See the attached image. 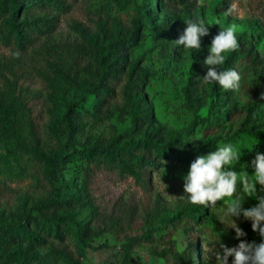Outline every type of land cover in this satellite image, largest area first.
<instances>
[{"label":"rangeland","instance_id":"obj_1","mask_svg":"<svg viewBox=\"0 0 264 264\" xmlns=\"http://www.w3.org/2000/svg\"><path fill=\"white\" fill-rule=\"evenodd\" d=\"M146 3L147 0L30 1L23 6L18 19L19 22L26 19L34 22L24 27L22 46L7 36L4 20L8 14L0 11V91L11 99L15 98L19 105L21 133L29 149H6L0 136V222L20 220L24 212L52 194L45 167L32 152L60 150L67 145L68 133L61 118L63 102L56 98L58 85L67 84V93L73 96L74 79L94 80L98 70L94 39L103 40L117 29L132 28L144 12ZM150 5L155 6L154 0H150ZM165 10L162 14L167 16L169 23H176L174 41L186 27L185 20L203 21L208 26L209 34L201 37V49L193 53L186 51L174 42L155 36L157 32L147 24L138 45L129 55V62L139 61V69L130 77L120 68L110 80L112 95L90 96L87 103L80 106L74 115L78 130L73 140L79 148L112 149L123 144L126 138L138 136V127L120 109L137 100L140 83L160 124L186 135L193 122L198 120V126L189 136L196 139L193 140L196 142L193 150L207 155L218 145L231 143L243 153L233 170L239 172L241 165H246L244 170L251 175L254 171L251 161L258 152L264 154V140L238 132L246 118V105L254 101V80L264 68V0H181L171 2L168 11ZM158 22L161 24V20ZM231 24L237 26V34L242 36L241 49L253 43L261 63L255 66L242 55L232 57L231 63L242 77L240 88L235 91L239 113L229 117L221 97L215 106L216 114L211 116L212 126L208 128L207 118L213 99L209 95L210 84H205L202 77L207 72L204 60L210 46L206 51H202V47L208 37H214L220 28ZM140 70L148 72L144 86H141ZM261 95L264 96V81ZM213 136L217 142L204 150ZM256 144L253 151L247 150ZM74 169L65 171V176L74 178L76 192L86 207L80 210L75 206L72 211L78 220L86 221L97 246L106 242L119 247L129 237L141 236L149 228L147 220L156 206L175 212L188 204L187 198L181 196L185 195L183 178L189 167L176 162L167 161L164 168L151 175H143L139 180L107 166L83 164ZM257 194L264 196V189L259 185ZM257 203L255 197L246 196L242 208H250ZM223 206V201H220L216 208H210V212L215 215V226L220 230L223 227L228 234L216 231L210 222L197 227L200 230L199 237L195 234L200 264H216L212 251L207 253L209 259L205 260V246L222 252L221 244L234 247L240 242L235 231L219 220L223 217L220 208ZM233 219L248 238L258 244L264 242V237L252 230L251 221L242 215ZM158 220L153 218L151 222L154 224ZM174 239L179 251L188 249L190 238L186 234H176ZM56 249L76 250L69 237L64 242L54 241L39 247L36 253H32L46 264H67L54 254ZM100 253L108 256L111 250L102 249ZM134 253L141 264H178L153 256L147 242L135 245ZM0 254L5 255L1 247ZM90 258L81 262L97 264L101 257L98 253H91ZM232 259L229 257V264Z\"/></svg>","mask_w":264,"mask_h":264},{"label":"trees","instance_id":"obj_2","mask_svg":"<svg viewBox=\"0 0 264 264\" xmlns=\"http://www.w3.org/2000/svg\"><path fill=\"white\" fill-rule=\"evenodd\" d=\"M30 1L37 0H0V11L7 13L4 25L7 28V36L15 39L19 46L25 41V28L28 24H34L31 20L19 22L23 6ZM154 0L155 6L150 5V0L145 4L144 12L135 20L132 28L124 30L117 29L112 34L100 40L94 39L96 48V60L98 70L94 80H73V96L67 93V84L58 85V95L63 102L61 118L68 133L67 145L60 150H35L33 155L41 162L47 173L52 194L46 200L35 204L30 210L23 213L18 221L3 220L0 223V264H46L36 257V249L54 241L64 242L71 238L75 243V251L54 250V254L67 264H83L81 260H88L91 253H98L100 260L97 264H141L135 257V245L141 242L150 244L153 256L161 259H170L178 264H200L201 257L197 252V242L200 224L210 222L216 231L228 234L223 227H217L215 215L210 208L193 206L190 203L182 205L175 212L168 211L165 207L156 206V209L148 217L149 228L141 236H131L121 244L112 246L108 243L94 244V234L86 226V221L78 220L73 214L72 208L86 207L80 194H77L74 178H66L65 171L75 170L80 165L107 166L119 170L122 174L132 176L137 180L143 175H151L152 172L164 168L167 161L176 162L185 167H190L191 162L200 152L193 150L196 142L189 141L192 131L198 126L195 120L186 135L167 129L160 124L154 114L153 105L142 92L140 83L136 99L121 107V113L131 118L138 127L140 134L126 138L123 144L115 148L102 147H78L73 140L74 133L78 130L74 121V115L78 113L82 104H86L89 97H100L112 95L110 80L121 68L133 77L139 69V61H130L129 55L138 45L143 30L150 24L157 32L155 36L173 42L175 38L176 23H169L164 9L168 11L171 2L181 0ZM161 20V24L158 22ZM162 25L164 33L162 34ZM213 36L208 37L202 47L206 51L211 44ZM242 36L238 35L239 49L226 56V62L218 70L235 69L231 63L233 56L242 55L249 59L255 66L260 65L261 59L255 50L253 43L247 48L241 49ZM148 72L140 70L139 78L141 86H144ZM264 81V68L260 69L253 83L254 101L249 102L246 107V118L242 123L239 134L264 140V96L261 95V85ZM209 95L212 97L208 128L212 126L211 116L215 113V106L223 97L225 108L229 117L233 118L239 113V103L235 91H225L216 83H210ZM13 97H15L13 95ZM22 122L20 108L15 98L0 91V136L1 143L6 149L13 147L22 148L26 151L25 138L22 133ZM208 136L206 135V138ZM189 141V142H187ZM217 142L216 137L204 146V150ZM153 218L159 219L154 224ZM184 233L190 241L186 246L188 249L179 251L176 247V234ZM197 234L198 237L195 235ZM253 241L248 235L239 240ZM110 249L111 254L104 255L100 251ZM33 252V253H32ZM74 253V254H73ZM75 255L77 257H75ZM113 259H116L115 261Z\"/></svg>","mask_w":264,"mask_h":264},{"label":"clouds","instance_id":"obj_3","mask_svg":"<svg viewBox=\"0 0 264 264\" xmlns=\"http://www.w3.org/2000/svg\"><path fill=\"white\" fill-rule=\"evenodd\" d=\"M234 7V6H231ZM186 27L179 38L173 41L186 51H199L201 37L209 34L208 26L203 21L197 23L191 19L185 20ZM237 26L234 24L220 28L209 47V54L204 60L207 66L206 75L202 77L205 84L216 83L225 91H238L241 74L235 69L218 70L226 62L227 54L239 49ZM221 69V68H220ZM264 98V97H262ZM199 139V138H198ZM196 139H190L193 141ZM187 141V142H189ZM257 144L249 152L253 151ZM242 149L231 143L218 145L215 151L207 155H198L190 164L187 175L183 178V191L188 203L203 208H216L217 203L223 201V217L221 223L233 229L236 238L246 236V233L237 225L233 217L241 215L251 221V228L264 237V196L257 194V185L264 189V154L257 153L251 161L254 169L250 175L247 166L241 165V170H233L240 162ZM255 197L258 203L250 208H242L244 197ZM221 251H214L205 246V260L207 253L212 251L216 264H264V242L240 240L238 245L227 247L221 244Z\"/></svg>","mask_w":264,"mask_h":264}]
</instances>
